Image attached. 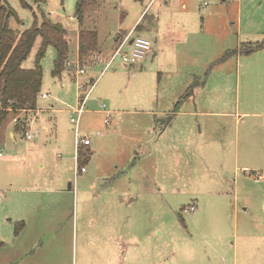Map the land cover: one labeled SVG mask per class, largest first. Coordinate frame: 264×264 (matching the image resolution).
I'll return each mask as SVG.
<instances>
[{
	"label": "rangeland",
	"instance_id": "1",
	"mask_svg": "<svg viewBox=\"0 0 264 264\" xmlns=\"http://www.w3.org/2000/svg\"><path fill=\"white\" fill-rule=\"evenodd\" d=\"M149 1L97 0L88 7L82 27L97 31L103 57L138 23L133 36L147 37L151 48L138 62L124 64L117 57L107 69L104 63L92 65L94 57L84 58L78 67L85 72L77 74L76 0H24L27 6L6 0L16 13L9 27L17 34L34 20L39 23L42 13L67 30L66 68L72 73L52 74L56 52L48 46L40 62V93L50 97L38 95L43 111L30 123L33 137L25 139L28 128L14 129L13 119L8 128L20 134L15 142L6 124L0 126V241L12 238L4 204L12 180L17 174L23 178L17 164L26 162L29 174L40 172L42 149L26 158L27 150L38 148L31 146L38 141L43 155L53 147V136L41 128L53 120L59 122L61 146L48 161L66 168L70 210L79 216L77 237L68 229L61 233V264H264V46L239 52L264 40V0H241L238 11L237 0H187L185 9L176 1L173 8L163 0ZM145 8L147 15H157L153 22L140 17ZM206 16L220 20L224 31L207 32ZM161 34L164 42L154 54ZM39 45L38 37L23 68L33 67ZM234 48L238 52L224 57ZM89 76L93 83L80 86ZM196 81L204 85L198 103L190 101L202 112L176 115L162 130L171 115L161 112H172L191 89L189 96L195 95ZM90 86L78 129L89 136L92 152L80 165L86 172L74 174L75 132L66 109L75 108ZM191 205L196 210H183ZM91 218L98 223L92 225ZM101 229L108 234L96 236ZM88 238L96 240L95 247ZM8 243L0 254L12 250Z\"/></svg>",
	"mask_w": 264,
	"mask_h": 264
},
{
	"label": "crops",
	"instance_id": "2",
	"mask_svg": "<svg viewBox=\"0 0 264 264\" xmlns=\"http://www.w3.org/2000/svg\"><path fill=\"white\" fill-rule=\"evenodd\" d=\"M154 1L155 0H150L149 3H153ZM163 1L166 2L167 4L169 3V6H167L169 8H173L174 1H176L178 3V6L181 8L185 9L188 7V3L186 2L187 0H168V1L163 0ZM237 1H238V5H237V11H238V9L240 10L241 0H237ZM143 13H145L143 17L146 16L148 20H150L151 22H153L157 18V15L155 13H151L147 15L146 8L142 11L140 17L143 15ZM203 19L206 24L205 26H206L207 32L211 31L212 29H215L218 32L217 34L218 36L220 31H224V30L219 31L220 27L221 29H224L223 24L221 23L220 25V20L216 21L215 18L211 19L210 16H206ZM239 22H241V17L238 18L237 20V24H236L237 27L239 26ZM134 28H132L127 33L131 31L135 32ZM144 29L145 28H143L142 30ZM158 32L159 31H157V33ZM77 34H78V31H77ZM216 38H220V37H216ZM76 41H77V45H76V51H77L78 37H76ZM154 41L156 43L155 46L157 47V49H155L154 54H158L159 49L164 42V38L162 37V34L159 35V37L155 38ZM203 42H205V39L203 40ZM184 46H187V44ZM211 48L218 50V47L217 48L211 47ZM172 62L176 66L174 56L172 57ZM66 69H68L70 73H72L71 68H66ZM89 79L92 80L93 78L89 76ZM203 85H204L203 82L196 81V83L193 86L195 87V90L197 91V93L195 95L193 93L192 97H190L191 95L190 96L187 95L183 99L180 98L177 102L180 103L181 106L179 105V108L176 111H173L172 109V112H166V111L161 112V113H164V115H168V114L171 115L167 123L164 124L162 130L165 129V127H167L170 123L173 122L176 115L178 116L180 114H185L187 116L188 115L190 116L193 113L202 112V111L193 110L192 109L193 106L190 100H192L193 103H198L199 99H197V95L199 94L200 90H202ZM91 89L89 90V92L91 91ZM42 93H45V92H42ZM42 93H40L41 97H42ZM48 97H50V94ZM78 98L79 99L77 103H79L80 101V96ZM89 98L90 96L88 95L84 108ZM189 104L191 105L189 108L185 107L186 105H189ZM51 106H53V104H51ZM77 106L70 110L66 109L69 115L68 116L69 120H70L71 115H73L74 110L77 108ZM105 107H102V108L106 109ZM84 108H83L82 113L84 112ZM42 111L43 110L37 105L36 109L31 110L27 113L28 116L30 117L33 116L32 120L27 124L28 131H29L30 123L31 124L35 123L38 119V115ZM82 113H81V116H82ZM109 113L111 115V112ZM81 116H80V119H81ZM52 121L53 120H51V126L50 124L47 125L46 123H42L41 128L43 129L44 131L43 134L45 136L47 135L53 136L54 138L53 147L48 148L43 155L42 145L40 146V142L38 141L37 143H32V145L30 144L31 146L33 147L36 146L38 148L27 150L28 155H26V158H28L29 153L33 155L42 149V158L45 160V163L40 162L38 164L37 171H40V172L34 175L35 174V170H34L31 174H29L28 172L24 170V168L27 166L26 162L17 164V169L19 170L18 173H22L23 178H20L21 174H17L19 176L17 178L20 181H18L16 178L13 179L12 183L10 184V188H8V191L5 195L6 198H5L4 208L7 214L11 215L8 218L9 221H7V223L9 222V225L7 226H9V230L11 229L12 238L11 240L6 239V240L0 241V246L8 245L9 244L8 242L10 241V243H12V250L10 249L8 251V254L7 253L0 254L1 264H49V263L44 262L46 259H49V258L57 260V261H54V263H50V264H61V237L63 236V232H65V230L68 229L70 232L75 234V237H77L78 226H79L78 224L79 216L77 212L74 213V212H71L70 210V207H71L70 196H71V193L73 192H72L71 182L68 183V187H65L66 180L69 179L64 176L66 168L61 167V161L59 162V161L54 160L53 164H51L48 161L51 157V152H53V155L55 157L56 155H58L56 153L57 149H59V146H61V129L59 128V122H57L55 125ZM12 123L13 122L6 123L5 127L8 128V125ZM70 124L73 125L71 121H70ZM8 129H9L8 135L15 142L16 135L17 134L20 135V134L13 131L12 128L11 129L8 128ZM50 129L52 131H49ZM68 131L71 133L70 129ZM74 132H75V129H74ZM37 133L38 132L36 131L35 135ZM78 133H79V129H78ZM22 135L23 137H25L24 134ZM85 135L89 138L87 134ZM75 136H76V133L74 135V144H73L74 154H75ZM32 137H33V134H32ZM25 139L27 138L25 137ZM91 144L92 142L90 140V144L87 146H84L83 148V149L88 150L89 157L92 152L90 149ZM74 154L72 156L73 160H74ZM2 157H3V154L1 153L0 158ZM83 172H86V169ZM92 186H94V184ZM2 199L3 198H1L0 202L2 201ZM135 199L136 197H133L130 201H133ZM92 219L93 218L90 219L92 225L98 223L96 219L94 220ZM101 231L102 229L95 232V235L97 236L98 232H101ZM61 233H62V236H61ZM103 234H108V233H103ZM22 237L26 239H22ZM104 237H106V235H104ZM109 241L113 243V237H111ZM87 242L92 247L96 246V240L93 238H88ZM53 254L54 256H52Z\"/></svg>",
	"mask_w": 264,
	"mask_h": 264
},
{
	"label": "trees",
	"instance_id": "3",
	"mask_svg": "<svg viewBox=\"0 0 264 264\" xmlns=\"http://www.w3.org/2000/svg\"><path fill=\"white\" fill-rule=\"evenodd\" d=\"M23 5H25L24 0ZM97 0H76L73 17L80 28L78 29L77 56L79 66L87 57H94L101 52L98 45L97 31L83 28L85 15L88 7ZM15 11L6 0H0V126L16 118L14 129L23 131L27 127L26 117L28 112L36 109L37 99L42 85L41 59L44 57L48 46L55 48L53 59V75H60L66 69L69 56V36L67 30L59 23L52 22L42 13V20L34 23L20 33H15L9 27V19L15 16ZM140 24H137L134 31ZM40 38V45L35 56V62L31 68H23L22 62L28 56L35 40ZM264 46V40L247 49L240 48L241 53H250ZM238 48L225 52L224 57L238 52ZM93 79L82 83V86L90 85ZM88 90V89H87ZM192 94V89L187 95ZM177 102L173 111L179 108ZM25 116L21 118L20 116ZM81 147L79 150V164L88 160L89 152Z\"/></svg>",
	"mask_w": 264,
	"mask_h": 264
},
{
	"label": "built area",
	"instance_id": "4",
	"mask_svg": "<svg viewBox=\"0 0 264 264\" xmlns=\"http://www.w3.org/2000/svg\"><path fill=\"white\" fill-rule=\"evenodd\" d=\"M168 1V0H165ZM145 13H143L144 15ZM127 47V49H126ZM151 48V40H149L146 37L135 35L133 36V31L127 33L123 37H118L114 42V47L111 49L112 51L110 54L106 57H103L101 53H98L94 56L93 64H99L104 63V69L109 68L114 60L118 57L120 58L124 63H135L138 62L140 59L144 58L146 53ZM70 62V61H69ZM67 62L69 65L70 63ZM79 65L76 66V73L82 74L85 72L84 68H79ZM75 77V72H74ZM80 86H82V83H80ZM91 89V86H90ZM84 93L83 97L80 98V101L78 103L77 108L74 110L73 115L70 117L71 123L74 124L75 129V154H74V170L75 174H78L79 172L85 171L84 166H80L79 164V150L81 147L87 146L90 144V139L86 135H80L78 133L79 128V122H80V116L83 111L85 102L87 100V97L89 95V90ZM49 94L42 93V97L46 98ZM102 107H105L104 103H101ZM110 118V113H106L105 122H108V119ZM16 118L13 119L14 122H16ZM25 137L27 139L32 137V133H30L28 130L25 132ZM1 155V152H0ZM1 191H0V200H1ZM192 210H195V207L191 205L188 210H185V212H191Z\"/></svg>",
	"mask_w": 264,
	"mask_h": 264
},
{
	"label": "flooded vegetation",
	"instance_id": "5",
	"mask_svg": "<svg viewBox=\"0 0 264 264\" xmlns=\"http://www.w3.org/2000/svg\"><path fill=\"white\" fill-rule=\"evenodd\" d=\"M189 209V207H186V208H184L183 210L185 211V210H188Z\"/></svg>",
	"mask_w": 264,
	"mask_h": 264
}]
</instances>
